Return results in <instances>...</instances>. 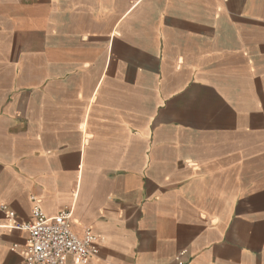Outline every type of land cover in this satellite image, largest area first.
<instances>
[{"label": "crops", "instance_id": "crops-1", "mask_svg": "<svg viewBox=\"0 0 264 264\" xmlns=\"http://www.w3.org/2000/svg\"><path fill=\"white\" fill-rule=\"evenodd\" d=\"M0 264L37 204L85 264H264V0H0Z\"/></svg>", "mask_w": 264, "mask_h": 264}, {"label": "built area", "instance_id": "built-area-1", "mask_svg": "<svg viewBox=\"0 0 264 264\" xmlns=\"http://www.w3.org/2000/svg\"><path fill=\"white\" fill-rule=\"evenodd\" d=\"M0 211L14 218L15 213L7 205L1 204ZM32 220L14 223L13 226L28 231L24 264H85L98 252L102 238L90 228H85L79 237L71 227L72 211L63 209L54 216H47L35 204L31 210ZM183 249L175 256L178 264H184Z\"/></svg>", "mask_w": 264, "mask_h": 264}]
</instances>
